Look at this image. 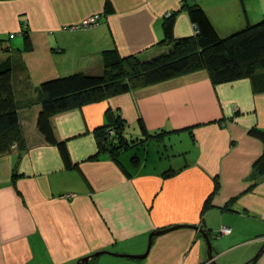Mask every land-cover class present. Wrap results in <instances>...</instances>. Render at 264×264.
<instances>
[{"label":"crops","instance_id":"crops-1","mask_svg":"<svg viewBox=\"0 0 264 264\" xmlns=\"http://www.w3.org/2000/svg\"><path fill=\"white\" fill-rule=\"evenodd\" d=\"M192 3L222 36L264 14V0H0V40L8 48L0 62L13 67L25 144L0 153V264H77L101 250L141 254L151 231L175 224L203 229L216 264H246L262 246L252 264H264V173L253 166L264 147L249 134L252 126L264 129V92L250 77L213 84L197 69L54 114L53 132L71 167L37 127L43 81L102 73L106 48L142 59L159 54L171 12L174 37L195 33L186 13ZM96 15V24L72 28ZM108 111L119 113L127 140L146 139L122 151L119 163L98 152L94 136L112 123ZM140 120L150 135L161 134L146 136ZM149 144L153 150L137 164L121 156ZM88 261L211 264L204 237L189 226L153 236L144 258L103 252Z\"/></svg>","mask_w":264,"mask_h":264},{"label":"trees","instance_id":"trees-1","mask_svg":"<svg viewBox=\"0 0 264 264\" xmlns=\"http://www.w3.org/2000/svg\"><path fill=\"white\" fill-rule=\"evenodd\" d=\"M105 8L106 11L111 9L108 3ZM186 13L195 26V33L174 37L175 11L171 12L162 21L160 43L166 45V49L157 55L142 59L136 54L122 56L116 48H106L102 51V73L73 72L40 84L37 127L49 143L58 147L67 167L72 164L66 144L56 139L51 124V117L56 113L80 108L197 69H205L213 84L250 77L253 87L256 84L264 92V14L256 21L247 20L241 28L222 36L199 4H188ZM24 33L27 42L28 34ZM3 49L8 50L7 47ZM12 70L8 59L0 62V153L12 150L14 144L19 152L25 148L13 92ZM108 113L112 123L94 129V136L98 152L106 153L119 163L117 156L122 151L142 144L146 139L127 140L119 113ZM139 128L146 136L161 134L157 132L150 135L141 120ZM249 134L259 139L264 147V129L252 126ZM130 160L137 164L138 156L134 154ZM253 166L257 174L264 173V148ZM170 173L171 170L166 169L162 174L168 176ZM217 189L218 181L214 178L210 197Z\"/></svg>","mask_w":264,"mask_h":264},{"label":"water","instance_id":"water-1","mask_svg":"<svg viewBox=\"0 0 264 264\" xmlns=\"http://www.w3.org/2000/svg\"><path fill=\"white\" fill-rule=\"evenodd\" d=\"M182 226H189V227H193L195 229H198L202 236L204 237L205 241H206V244H207V254H208V257L210 259V262L211 264H216V262L213 259V254H212V246H211V243H210V240H209V237L207 235V233L201 229L198 225H193V224H187V225H180V224H175V225H171L169 227H164V228H159V229H156V230H153L149 233L148 235V241H147V247H146V250L144 253H141V254H121V253H116V252H110V251H107V250H101V251H96L94 252L93 254L91 255H87V256H84V257H81L77 264H89L88 260L93 257V256H96L100 253H103V252H108V253H111V254H114V255H123V256H129V257H133V258H144L149 249H150V246H151V241H152V237L153 236H156V235H159V234H162V233H165L169 230H172V229H175V228H178V227H182ZM263 250V246L259 249V251L257 253H255V255L246 262V264L250 263L252 264L256 259L257 257L259 256L260 252Z\"/></svg>","mask_w":264,"mask_h":264},{"label":"rangeland","instance_id":"rangeland-1","mask_svg":"<svg viewBox=\"0 0 264 264\" xmlns=\"http://www.w3.org/2000/svg\"><path fill=\"white\" fill-rule=\"evenodd\" d=\"M4 51L5 50L3 49L2 42L0 40V54H2ZM5 52H7V51H5ZM183 135H185V134L183 133ZM189 141H190V138H189ZM179 143L182 144L181 145L182 148H187L186 146H188V144L190 142L186 143V140L183 139V141H180ZM151 145L152 144H149L148 147H147V145H142V146H138V147L132 148V149H130V150L125 151L124 153H122L121 156L125 155V156H127L128 159H130V157L132 155H134V154H136L138 157H140L142 154H150V152L153 150V147ZM146 149H147V151H145ZM162 152H164V154H165L163 159H166L168 152H166L165 150H163V148H162ZM223 233H228V232H224L223 231ZM104 257H106V256H104Z\"/></svg>","mask_w":264,"mask_h":264},{"label":"built area","instance_id":"built-area-1","mask_svg":"<svg viewBox=\"0 0 264 264\" xmlns=\"http://www.w3.org/2000/svg\"><path fill=\"white\" fill-rule=\"evenodd\" d=\"M96 20H97V15L94 18L86 19L82 23H79V24H76V25L72 26V28H86V27H89V26H92V25L96 24ZM223 231L224 232H229L230 231V227L224 226L222 228V232Z\"/></svg>","mask_w":264,"mask_h":264}]
</instances>
